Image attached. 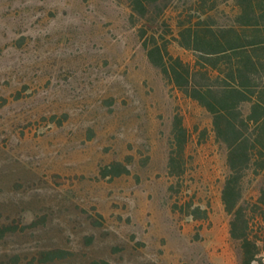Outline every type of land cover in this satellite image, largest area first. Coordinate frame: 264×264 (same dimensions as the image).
<instances>
[{"label": "rangeland", "instance_id": "1", "mask_svg": "<svg viewBox=\"0 0 264 264\" xmlns=\"http://www.w3.org/2000/svg\"><path fill=\"white\" fill-rule=\"evenodd\" d=\"M212 2L233 24L234 2ZM192 3L0 0V264H240L226 150L144 46L192 63L173 39Z\"/></svg>", "mask_w": 264, "mask_h": 264}, {"label": "trees", "instance_id": "2", "mask_svg": "<svg viewBox=\"0 0 264 264\" xmlns=\"http://www.w3.org/2000/svg\"><path fill=\"white\" fill-rule=\"evenodd\" d=\"M158 1L129 0L133 15L143 18ZM192 1L178 14L173 36L193 53L192 63L171 54L169 43L154 34L144 46L163 77L210 114L215 141L226 150L229 172L221 198L230 216V236L239 244L240 264H264V0H231L236 9L231 25L216 22V2ZM174 137L179 146L185 142L181 123H175ZM174 162L171 157V169ZM126 173L124 168L116 175ZM188 215L209 217L199 207Z\"/></svg>", "mask_w": 264, "mask_h": 264}]
</instances>
